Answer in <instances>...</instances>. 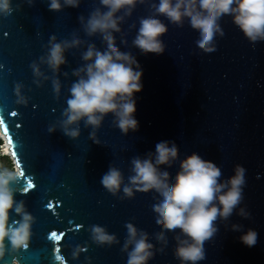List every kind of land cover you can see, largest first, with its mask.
I'll list each match as a JSON object with an SVG mask.
<instances>
[{
  "label": "water",
  "instance_id": "obj_1",
  "mask_svg": "<svg viewBox=\"0 0 264 264\" xmlns=\"http://www.w3.org/2000/svg\"><path fill=\"white\" fill-rule=\"evenodd\" d=\"M60 3L61 10L52 11L50 0H10L11 12L0 13V131L10 146L8 158L21 162V170L35 183L27 195L21 194L27 187L25 177L11 184L14 199L33 217L32 238L29 249H9L4 261L127 264L134 245L126 227L131 224L137 238L143 234L150 244L143 264H182L175 253L179 242L188 238L178 228L168 231L154 222L152 205L159 194L136 191L129 180L135 175L133 160L155 164V145L171 142L173 155L155 165L167 173L164 179L169 183H174L182 161L194 153L220 169L218 183L226 184L237 165L245 169L242 198L228 218L217 217V231L205 242V260L198 264H264V40L250 42L232 16L224 15L217 21L223 35L216 33L209 45L215 51L206 52L194 45L196 30L187 18L175 24L156 13L159 0H143L130 15L124 10L115 14L121 18V31L112 32L117 48L137 59L143 70V90L136 94L138 130L124 134L111 113L98 126L84 119L66 125L70 89L85 77L89 63L84 53L89 46L107 50L102 34L87 32V21L107 9L100 0H78L76 7ZM150 16L167 26L163 55L144 54L133 43L141 19ZM65 42V63L53 70L47 62L51 44ZM12 111L18 115L10 116ZM65 127L77 129L79 135H66ZM113 168L122 175L114 194L101 184ZM125 186L131 196L125 194ZM56 202L60 206L54 215L46 205ZM12 219L20 217L13 213ZM77 224L84 227L67 231ZM94 226L114 240L96 241ZM249 229L258 233L253 247L239 240ZM53 230L65 233L59 252L48 239ZM161 232L163 239L157 240ZM56 255L63 260H55Z\"/></svg>",
  "mask_w": 264,
  "mask_h": 264
},
{
  "label": "clouds",
  "instance_id": "obj_2",
  "mask_svg": "<svg viewBox=\"0 0 264 264\" xmlns=\"http://www.w3.org/2000/svg\"><path fill=\"white\" fill-rule=\"evenodd\" d=\"M142 2L143 0H100L107 11H96L88 19L87 32L90 35L102 34L107 50L100 52L94 46H89L84 53L83 58L89 63L84 69L85 77L79 78L70 89L71 97L64 113L66 125L84 119L87 125L98 126L104 116L111 113L115 117L116 126L124 134H128L130 130H138L139 123L135 118L136 94L143 90V70L137 59L117 48L112 32L121 31L118 25L121 18L115 14L124 10L130 15V10ZM64 3L76 7L78 0H64ZM61 8L60 0H50V10L59 11ZM155 11L178 25H182L187 18L189 25L196 30L194 45L206 52L215 51V48L209 47L214 35H223L217 21L224 15L232 16L233 23L250 42L264 40V0H159ZM10 12V0H0V13ZM167 31V26L160 19L152 16L143 18L133 43L144 54L163 55L165 47L162 38ZM67 46V42L64 45L51 44L47 62L53 70H58L65 63L63 50ZM35 71L40 75L38 69ZM54 87L59 90L58 82ZM19 102L25 103L23 98ZM64 131L73 138L79 135L77 129L65 127ZM9 148V145H5L4 152L0 155L7 154ZM155 148V164L147 159L132 161L135 175L129 178L130 183L135 186L136 191L146 193L155 190L159 194L152 205L155 213L153 221L161 223L164 230L180 229L188 239L179 242L175 255L182 264H198L205 260V242L217 231L214 227L217 217L228 218L242 198L245 169L237 165L235 175L226 184L218 183L220 169L212 161L204 160L194 153L182 161L174 183H169L164 179L167 173L158 171L155 165L168 161L174 153V145L171 142H158ZM22 177L23 171L18 163H14L12 168L0 163V264L5 260L9 249L19 253L30 247L33 217L24 210L21 202L14 199L11 187L13 182ZM121 183L122 175L114 168L101 178L103 187L113 194ZM225 188L227 191L222 192ZM123 190L129 196L133 194L127 186ZM24 192L26 190L21 194L24 195ZM13 213L20 219L13 220ZM126 227L134 241L133 248L128 253L127 264H143L150 254V244L143 234L137 238L133 225L128 224ZM92 231L94 239L100 243L114 240L113 236L100 227L94 226ZM62 236V233L57 235L53 232L49 238L58 242ZM257 237L258 233L249 229L239 240L243 245L253 247L257 243ZM156 239H163V232ZM57 259L60 260L61 257L57 256Z\"/></svg>",
  "mask_w": 264,
  "mask_h": 264
},
{
  "label": "snow or ice",
  "instance_id": "obj_3",
  "mask_svg": "<svg viewBox=\"0 0 264 264\" xmlns=\"http://www.w3.org/2000/svg\"><path fill=\"white\" fill-rule=\"evenodd\" d=\"M4 35L7 36V33H5ZM9 115L15 117V116L18 115V112H17V111H12V112L9 113ZM0 116H2V115H0ZM0 123H3V121L0 120ZM16 126H17V128H19L21 125H20V124H17ZM18 164L22 167L21 162H18ZM23 177H25V178L27 179V187H25V188L23 189V191L26 190V192H24V195H27L32 189L35 188V183L33 182V181H34V177H26L24 171H23ZM59 206H60V203H59V202H56L55 206H53L52 203H49L48 205H46V207H48V208L53 212L54 215L56 214V213H55V207H59ZM83 227H84L83 224H77V225H74L73 229H68L67 231H79V230L82 229ZM53 232H55V233L57 234L56 230H53L51 233H53ZM51 233L48 235V239H49L50 241H53V242H54V244H53V251H54V252H57V249H59L58 242H59L62 238H61L58 242L55 241V240H53V239H50L49 237H50ZM62 234L64 235L65 233H62ZM62 237H63V236H62ZM28 249H29V248H28ZM58 252H59V251H58ZM57 256L61 257L60 260H63V257L60 256V255H56V256H55V260H58V259H57ZM4 264H7V262L4 261Z\"/></svg>",
  "mask_w": 264,
  "mask_h": 264
},
{
  "label": "rangeland",
  "instance_id": "obj_4",
  "mask_svg": "<svg viewBox=\"0 0 264 264\" xmlns=\"http://www.w3.org/2000/svg\"><path fill=\"white\" fill-rule=\"evenodd\" d=\"M1 146H2V142L0 140V153H1ZM0 163H3L5 166L7 167H13V162L11 161V159L9 160L7 157H3L2 155H0Z\"/></svg>",
  "mask_w": 264,
  "mask_h": 264
},
{
  "label": "bare ground",
  "instance_id": "obj_5",
  "mask_svg": "<svg viewBox=\"0 0 264 264\" xmlns=\"http://www.w3.org/2000/svg\"><path fill=\"white\" fill-rule=\"evenodd\" d=\"M0 139L3 141L2 142V146H1V149H2L1 150V153H3L4 152L5 145H7V144H6L5 137L2 135L1 131H0ZM2 156L3 157H10V158H12L11 153H10V150L8 151L7 154H3ZM12 160H13V163H15L14 159H12Z\"/></svg>",
  "mask_w": 264,
  "mask_h": 264
},
{
  "label": "trees",
  "instance_id": "obj_6",
  "mask_svg": "<svg viewBox=\"0 0 264 264\" xmlns=\"http://www.w3.org/2000/svg\"><path fill=\"white\" fill-rule=\"evenodd\" d=\"M8 158V157H7ZM9 159V158H8ZM10 160V159H9ZM9 168H11V167H9Z\"/></svg>",
  "mask_w": 264,
  "mask_h": 264
}]
</instances>
